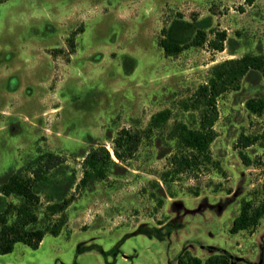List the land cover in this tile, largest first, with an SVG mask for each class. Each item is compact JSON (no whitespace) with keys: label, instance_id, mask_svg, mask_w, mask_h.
Masks as SVG:
<instances>
[{"label":"rangeland","instance_id":"rangeland-1","mask_svg":"<svg viewBox=\"0 0 264 264\" xmlns=\"http://www.w3.org/2000/svg\"><path fill=\"white\" fill-rule=\"evenodd\" d=\"M179 20L209 37L225 30V49L167 55L160 40ZM245 53L264 54V0H0V185L59 158L34 178L29 227L43 239L16 243L0 264H180L185 254L264 264V216L230 231L244 204L264 202V115L245 106L264 98L263 77L250 71L218 97L209 162L181 172L170 161L174 124H198L183 102L214 64ZM164 109L167 122L146 132ZM122 128L141 136L125 162L112 149ZM241 134L256 140L240 148ZM101 146L112 161L83 181L85 155ZM24 203L0 193V214L10 223Z\"/></svg>","mask_w":264,"mask_h":264},{"label":"trees","instance_id":"trees-1","mask_svg":"<svg viewBox=\"0 0 264 264\" xmlns=\"http://www.w3.org/2000/svg\"><path fill=\"white\" fill-rule=\"evenodd\" d=\"M252 2V0H248ZM180 24L181 26H176ZM174 26L178 28L175 32ZM165 35L160 40L167 55H175L189 46L205 45L212 51H223L228 35L225 30H214L212 37L199 27H193L191 23L183 20L174 22L172 27L164 30ZM70 46L73 40L70 39ZM250 71L258 72L264 79V54L245 53L240 57L225 59L216 63L211 68L207 81L200 84L194 94L182 104L185 110L198 111V124L196 127H188L182 123H176L173 127L177 151L172 154L170 161L177 171H187L198 168L201 164L209 162L210 144L217 136L214 125L218 119L217 99L230 90H238L242 78ZM245 106L250 113L264 115V98L251 97L245 101ZM170 110L164 109L156 112L150 120L148 128L162 127L170 117ZM256 138L241 134L237 140L240 148L248 147L255 142ZM113 154L120 162L132 158L141 142V136L137 131L131 132L122 128L118 135L112 140ZM57 156L49 155L43 164L34 168L32 175L26 178L11 176L8 181L0 185V193L5 196L12 194L22 197L24 204L18 209L16 218L8 222L5 214H0V254L10 253L16 243H23L36 249L44 237L45 229L29 227L30 223L36 221L31 211V205L38 202L39 197L34 193V178L43 171L57 164ZM108 161H112L109 150L105 146L91 148L83 159L85 177L87 179L91 171L100 173ZM82 181V182H83ZM66 199L61 203L52 205L53 213L62 211L69 203ZM264 216V202L259 205L244 204L240 213L234 218L230 231L237 233L244 229H253L257 226L261 217ZM53 233L56 230L51 229ZM229 258L224 254L210 255L205 263L197 256L185 254L179 259L180 264H228Z\"/></svg>","mask_w":264,"mask_h":264}]
</instances>
